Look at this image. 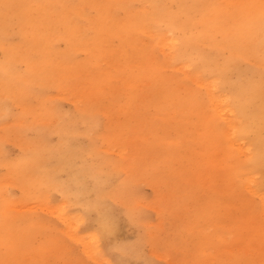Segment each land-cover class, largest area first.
Wrapping results in <instances>:
<instances>
[{
  "label": "rangeland",
  "instance_id": "obj_1",
  "mask_svg": "<svg viewBox=\"0 0 264 264\" xmlns=\"http://www.w3.org/2000/svg\"><path fill=\"white\" fill-rule=\"evenodd\" d=\"M7 1L0 0V66L14 57L8 50L19 61L13 77L0 71V99L8 101L0 113V264H264L259 201L242 190L208 130L203 112L218 119L201 84L207 77L159 44L161 35L181 34L130 27L146 3L123 9L119 0H96L106 1L113 22L98 29L104 51L96 61L62 38L67 1L75 12L66 19L80 26L84 44L98 40L90 0ZM258 56L241 60L243 68L264 74ZM43 144L55 156L31 174L46 182L55 173L57 187L26 184L19 170ZM63 155L69 162L60 169Z\"/></svg>",
  "mask_w": 264,
  "mask_h": 264
},
{
  "label": "bare ground",
  "instance_id": "obj_2",
  "mask_svg": "<svg viewBox=\"0 0 264 264\" xmlns=\"http://www.w3.org/2000/svg\"><path fill=\"white\" fill-rule=\"evenodd\" d=\"M17 1L22 5L26 3V0ZM131 1L146 3L149 8H147L146 14L137 13L133 18H129L130 27L146 30L150 29L153 24L158 28L164 26L166 32L177 31L181 34L179 38L161 35L160 46L166 47L170 51L174 61H186V64L195 63L197 71L207 77V81H205L207 83L201 84L207 88L210 107L218 119L215 121L209 115L206 117L207 113L203 112L208 130L215 142H220L218 154L223 155L230 170L240 177L242 190L250 193L259 201L260 214L256 215V219L264 230L262 222L264 220V74L248 71L243 68L241 63V60L245 58L251 59V56L264 55V0ZM7 2L5 0V3ZM66 2L61 4L60 9L62 12H67L66 17H69L74 14L75 9L74 7L67 8ZM105 2L96 3V0H90L89 3V5L98 7H95L98 10V20L89 22L97 37L98 29L102 32L104 29H109L113 23L109 22L110 19L106 18L103 12ZM129 3L130 0H119L118 6L126 9ZM42 4L46 5L49 2L44 0ZM240 9L242 12H239ZM23 15L27 18L24 21L34 26L29 13L25 12ZM44 17L49 19L48 15ZM66 17H64V27H66L67 36L62 38L67 40L69 46L77 45V50H86L91 59L94 58L97 61L98 55H103L104 41L98 37V40L84 44L80 26L70 25V19H66ZM145 20H149L150 23ZM50 29H53L52 26ZM218 34L224 38V41L218 40ZM252 35H255L256 38ZM45 38L38 41L44 45L50 40L48 34ZM253 44L256 45L253 46ZM51 47L53 49V43ZM99 48H102L101 52H98ZM226 48L231 50L229 56L224 55ZM240 51H244L243 56ZM5 53L8 60L10 56L14 57L6 64H1L0 71L4 78L7 76L10 78L9 76L13 77L11 71L16 73L13 70L17 67L19 60L9 50ZM70 65L68 56H65L63 62L59 63V69L66 71L70 69ZM79 65L81 64L77 62L73 67ZM232 73L237 75L235 81L229 79ZM218 80L222 82V87L229 85V94H225L221 87L220 90L215 86V82ZM214 89H218L221 95L214 94ZM196 100L198 97H193L191 101L196 102ZM7 107L8 101L0 99V113ZM54 154L55 150H52L51 147L47 151L44 144L39 146L34 157L20 166L21 168L19 167V170L26 174L24 183L32 181L40 188L45 185L57 187L55 173H49L46 182H44V174H40V178L36 174H31L35 173L46 161L49 163L50 159L55 156ZM242 157L246 159L241 160ZM68 162L69 159L65 155L59 157V168H64ZM81 175L82 172L76 174L78 183H81L80 179L84 177ZM261 176L263 179L258 181ZM238 187L234 186V190H237ZM106 219L103 221L104 230L109 231L111 222L108 214ZM260 238L264 239L263 236ZM259 250L263 252L261 248Z\"/></svg>",
  "mask_w": 264,
  "mask_h": 264
}]
</instances>
